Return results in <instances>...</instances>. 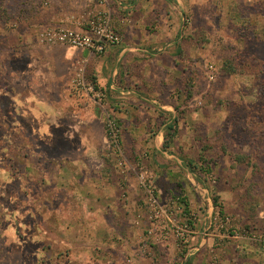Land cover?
<instances>
[{
	"label": "rangeland",
	"instance_id": "1",
	"mask_svg": "<svg viewBox=\"0 0 264 264\" xmlns=\"http://www.w3.org/2000/svg\"><path fill=\"white\" fill-rule=\"evenodd\" d=\"M150 1L139 20L165 54L136 60L123 82L140 103L121 111L38 40L85 10L0 0V264H264V0ZM39 11L49 23L27 24ZM81 78L105 91L119 150ZM85 99L101 135L39 117Z\"/></svg>",
	"mask_w": 264,
	"mask_h": 264
},
{
	"label": "crops",
	"instance_id": "2",
	"mask_svg": "<svg viewBox=\"0 0 264 264\" xmlns=\"http://www.w3.org/2000/svg\"><path fill=\"white\" fill-rule=\"evenodd\" d=\"M49 1L52 2L53 6L50 7V10L45 11V14H53V12L57 10L61 12L77 10L84 11L86 7L89 6L87 1L85 0ZM104 5L105 7H107V9H109L112 15L114 28L120 35H122V43L119 46L109 48L103 54H93L87 50L65 47L60 49L61 55H59L57 60L60 63L62 62L67 64L70 69L84 64V66L87 67V70L94 76L96 84H98L99 86H103V88H105V90L107 91L108 96L117 100L114 102L115 108H117V110L123 111L126 109L125 106L128 103H140V101H134L136 100L135 97H129L130 94L134 92L123 82L124 80H128V78L132 75L131 67L133 68L135 67V64H138L136 60H138L139 57H148L150 55H153V57L150 58L151 61L161 60L163 56L162 54H165V51L163 53L159 52L162 49L166 50V48H161V43L164 41L160 39L159 33H151L149 27H147L148 23H146L145 20H139L143 17V15L147 14V10H149V12L150 10H152V1L105 0ZM27 20V24L33 25L37 24L43 26L49 23L48 20L46 21V19H42L41 12L39 13V15L37 12L33 13V15H29ZM59 46L64 47L63 45ZM56 50L58 51L59 49H50L49 51L56 52ZM151 51L155 52V54H152ZM158 57L159 59H157ZM118 63H121L123 65V71H119V75L116 77V80L114 79V76L115 74H118ZM121 72L123 75L121 74ZM93 102L94 101L92 100L88 102V100L85 99L82 105L79 106V108L75 106L73 109L69 110V108L64 109L61 107V110H57L56 112L54 111L55 113H50L53 112L52 109H49L50 111H48V109L46 108L44 112L39 115V117L47 116L46 119H44L45 121H50L51 117H53L52 121H56V123H58V120H62L64 122V119L67 115L76 116L78 118V122H85V124L83 125L85 130H89L90 127L88 126L95 123L101 135L103 133L102 116L99 115L97 109H95V103ZM68 104H70L69 106L72 105L71 103ZM48 128V131H44L42 133L44 139L46 138V140L57 129V125H48ZM39 130L42 131V127H40ZM75 152H78V149L75 150ZM88 153L91 152L88 151L85 154L81 153L82 158ZM86 162L87 161H85V163ZM80 166L83 169L90 168V170H92V167L90 166H87L86 168H84L83 165ZM92 200L96 201V199L94 200L93 198L91 199V201Z\"/></svg>",
	"mask_w": 264,
	"mask_h": 264
},
{
	"label": "built area",
	"instance_id": "3",
	"mask_svg": "<svg viewBox=\"0 0 264 264\" xmlns=\"http://www.w3.org/2000/svg\"><path fill=\"white\" fill-rule=\"evenodd\" d=\"M85 1L89 6L86 7L82 19L63 22L54 28H48L39 33L38 40L47 45H63L87 50L93 54H103L109 48L119 46L122 37L114 28L112 15L104 5L105 0ZM209 68L211 69V66ZM76 86L86 90L101 107L105 105L103 89L96 87L92 82L85 83L82 78L77 79ZM102 108L106 142L119 150L121 127L112 113L104 109V106ZM150 200L155 203L152 196Z\"/></svg>",
	"mask_w": 264,
	"mask_h": 264
},
{
	"label": "trees",
	"instance_id": "4",
	"mask_svg": "<svg viewBox=\"0 0 264 264\" xmlns=\"http://www.w3.org/2000/svg\"><path fill=\"white\" fill-rule=\"evenodd\" d=\"M173 122H175V121H173ZM242 159V158H241ZM182 202H183V204H184V206H185V212H187L188 213V211H186V210H188V203H187V201L184 199V200H182ZM214 205L216 206V207H219V211L220 212H222V208L216 203V200H214Z\"/></svg>",
	"mask_w": 264,
	"mask_h": 264
},
{
	"label": "flooded vegetation",
	"instance_id": "5",
	"mask_svg": "<svg viewBox=\"0 0 264 264\" xmlns=\"http://www.w3.org/2000/svg\"><path fill=\"white\" fill-rule=\"evenodd\" d=\"M33 196H34V195L31 196V199H32V201H35V199H33V198H34Z\"/></svg>",
	"mask_w": 264,
	"mask_h": 264
}]
</instances>
